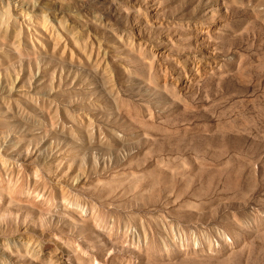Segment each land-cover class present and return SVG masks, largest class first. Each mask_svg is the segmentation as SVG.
<instances>
[{
	"label": "rangeland",
	"instance_id": "rangeland-1",
	"mask_svg": "<svg viewBox=\"0 0 264 264\" xmlns=\"http://www.w3.org/2000/svg\"><path fill=\"white\" fill-rule=\"evenodd\" d=\"M0 264H264V0H0Z\"/></svg>",
	"mask_w": 264,
	"mask_h": 264
}]
</instances>
